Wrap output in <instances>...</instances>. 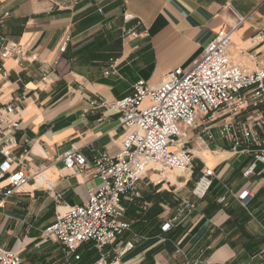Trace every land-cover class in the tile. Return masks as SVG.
Listing matches in <instances>:
<instances>
[{
	"label": "crops",
	"instance_id": "1",
	"mask_svg": "<svg viewBox=\"0 0 264 264\" xmlns=\"http://www.w3.org/2000/svg\"><path fill=\"white\" fill-rule=\"evenodd\" d=\"M124 11L135 19L125 21ZM263 30L264 0H0V35L27 51L23 61L3 63L0 108L15 104L22 123L16 154L29 170L46 165L59 196L27 184L0 203V246L17 251L21 264H264V172L244 176L260 148L233 149L222 119L206 131L202 119L193 129L182 125L194 168L173 170L169 180L155 170L142 177L140 196L122 198V220L131 226L113 245L85 242L76 258L43 236L58 213L82 205L102 185L65 166L62 156L72 146L89 160L96 151L120 150V113L92 109L90 100L121 99L139 79L155 85L171 69L191 67L220 32H231L235 62L264 67V44L253 46ZM207 168L215 175L198 199L193 188ZM245 190L253 194L247 205L238 197ZM129 241L134 248L119 256Z\"/></svg>",
	"mask_w": 264,
	"mask_h": 264
},
{
	"label": "built area",
	"instance_id": "2",
	"mask_svg": "<svg viewBox=\"0 0 264 264\" xmlns=\"http://www.w3.org/2000/svg\"><path fill=\"white\" fill-rule=\"evenodd\" d=\"M123 19L128 22L135 16L124 11ZM242 20L244 18L240 17ZM129 34L136 35L134 31ZM69 40L67 37L62 43L61 52L66 51ZM232 42L231 32L217 33L191 67L171 69L155 85L139 79L133 84L132 93L121 99L99 97L89 101L92 109L105 108L120 113L125 131L120 150L115 155L96 151L89 160L79 148L72 146L62 156L65 166L87 178H99L102 185L90 189L88 200L82 205L58 213L55 221L43 230L44 237L57 239L68 254L76 258L78 247L85 242H94L99 249L113 245L131 226L122 220V198L125 195L140 196L137 182L142 177L155 170L169 180L170 171L194 168L195 154L192 148L185 146L186 134L181 127L196 128L201 119L207 126L203 131L222 119L221 134L233 149L246 143L259 146V153L244 171V176L264 172V135L260 134L264 130V67L259 62L255 68L235 62L229 53ZM261 43L264 44V30L253 39L254 47ZM239 51L247 53L243 48ZM26 54L23 45L0 35V71L4 76L7 75L3 69L5 59L14 58L20 62ZM255 54H251L252 59ZM114 66L115 62L111 67ZM16 110L14 103L0 108V203L27 184L59 198L48 167L43 164L29 170L16 154V135L22 124L16 118ZM24 151L28 152L27 149ZM259 163L263 164L261 169H258ZM214 175L211 168L203 170L193 188L196 198L205 197ZM238 197L243 205H247L253 194L245 190ZM220 200L224 202L225 196ZM164 227L168 229L170 224ZM133 248L134 244L129 241L118 250V255L123 256ZM21 262L17 251L0 246V264Z\"/></svg>",
	"mask_w": 264,
	"mask_h": 264
},
{
	"label": "rangeland",
	"instance_id": "3",
	"mask_svg": "<svg viewBox=\"0 0 264 264\" xmlns=\"http://www.w3.org/2000/svg\"><path fill=\"white\" fill-rule=\"evenodd\" d=\"M171 172V171H170Z\"/></svg>",
	"mask_w": 264,
	"mask_h": 264
}]
</instances>
